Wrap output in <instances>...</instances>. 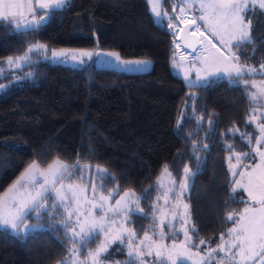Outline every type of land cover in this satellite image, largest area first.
<instances>
[{"label": "trees", "instance_id": "trees-1", "mask_svg": "<svg viewBox=\"0 0 264 264\" xmlns=\"http://www.w3.org/2000/svg\"><path fill=\"white\" fill-rule=\"evenodd\" d=\"M171 2L164 0L170 13ZM246 11L254 42L234 46V51L242 64L258 67L264 63V11L255 6ZM168 23L169 19L156 21L149 0H69L63 10L53 11L40 31L27 35L15 34L6 22L0 23V61L23 55L37 42L49 48L116 50L127 58L153 60L149 70L127 72L99 67L94 61L70 66L33 53L35 63L1 76L0 194L33 161L46 167L57 158L70 165L79 160L114 177L96 178L104 193L118 187L120 195L132 190L146 196L140 205L147 217L133 215L130 223L141 237L150 232L158 178L165 166L180 179L186 166L197 172L199 157L200 171L187 195L195 228L191 233L194 243L206 241L200 250L217 248L220 234L225 237L233 224L226 217L249 203L243 190L232 191L227 157L250 151L241 133L251 134L254 146L258 131L248 121L256 103L249 99V84L245 90L224 77L189 87L172 66L178 37ZM231 128L239 133L230 134ZM203 144L208 151L200 150ZM225 144L233 145V150ZM41 223L50 221L45 218ZM99 242L89 243L87 250H94ZM72 247L58 221L54 229L27 238H17L0 226V264H58L69 257L66 249ZM117 247L112 246L108 260L123 264L127 250L116 251ZM216 254L206 264H217Z\"/></svg>", "mask_w": 264, "mask_h": 264}, {"label": "snow or ice", "instance_id": "snow-or-ice-1", "mask_svg": "<svg viewBox=\"0 0 264 264\" xmlns=\"http://www.w3.org/2000/svg\"><path fill=\"white\" fill-rule=\"evenodd\" d=\"M68 2L69 0H0V23L6 22L15 34L27 35L29 31L35 33L47 24L53 11L63 10ZM185 4L186 6L189 4L198 5L199 15L192 20L169 17L168 27H175L173 24L175 19L178 23H184L194 28V31L189 33L190 35L194 36L196 32H200L201 36L204 35V32L209 33L220 46L217 48L216 44H211V47L217 48L219 56L211 60L208 57H204L202 60L199 57L194 58L200 63V67H197L196 63H190L188 66L183 63L177 64L173 58L172 66L183 69V78L189 87L200 83L206 84L211 78L223 76L231 84L239 85L246 90L248 85L244 81L245 74H253L258 70L242 65L240 55L233 52L232 48L234 46L241 48L254 42L250 36L251 20L246 21L245 19L246 10L250 5L258 4L259 9L264 11V0H185ZM37 11L41 13L39 19L36 17ZM152 11L157 18L161 17V13L155 8ZM180 13L185 14L184 7L180 8ZM197 21L201 23H197ZM201 28L204 29L203 32ZM179 31L183 32V29L181 28ZM175 46L180 48L181 45L176 43ZM196 51V48H192V52ZM225 52L227 55L223 54ZM33 53H38L44 59L53 62L79 64L86 62L85 57L91 61L95 56L96 62H100L99 57L108 56L110 62L119 65L123 71H142L150 63L145 60H123L119 53L88 51L74 53L73 50L61 49L51 50L49 55L47 46L37 43L29 46L23 55L15 59L9 57L6 62L0 63V74L3 73L5 63L7 67L14 66L17 69L22 68L24 64L35 63L32 59ZM201 56H203V52H201ZM184 59L185 57H181L182 61ZM193 71L195 72L194 80L190 79ZM260 71L264 72V63H261ZM201 72L204 73L203 76ZM28 75L31 76V73ZM3 87L0 85V88ZM252 87L257 91L248 93L250 101L264 99V82L259 85L253 82ZM248 122L252 123V120ZM208 124L211 127L212 121L209 120ZM179 127L178 122L177 128L179 129ZM256 127L259 130V136L256 138L254 146L251 134H240L241 139L250 146V151L234 152L233 155L227 157L231 175L239 176V179L233 181L234 185L245 189L250 198L248 206L242 212L235 216L230 213L226 217L227 220L233 221V226L227 229L229 239L225 240V234L221 233V243L217 248L209 250V255L217 251L223 253L228 264H254V262L255 264H264V147H262L264 145V124H257ZM229 133H239V129L231 128ZM233 147L231 144H225V148L229 151L233 150ZM193 149L196 150L195 145H193ZM200 150L208 151V145L203 144ZM257 156L259 157L258 163L243 164L244 159L255 160ZM196 159L197 172H192L188 167L184 168V181L179 185L181 189L187 188V180L194 179L199 173V157ZM233 159L236 161L235 164L232 163ZM237 168L240 169L239 172L236 171ZM77 172L80 173V179L86 177L90 180L95 178L114 179L110 173L99 168L92 169L87 165H82L79 160L70 165L57 158L49 163L46 169H41L39 164L33 161L14 184L5 193L0 194V226L10 229L17 238H27L28 235L37 231L46 228L54 229L58 221L65 239L73 245L72 248L66 250L74 259L75 264H107L113 245L118 246L116 251L127 250L128 259L123 264H146L142 258L145 252L148 256H154L158 264H176L175 257L185 256L190 247L198 248L199 245L206 243L204 240H199V244L193 242L190 228L191 231H195V228L189 225L186 215L178 217L180 225L175 231L172 221L177 219V216L174 215L172 219H169L166 232L164 217L155 215L157 210L155 205H153V215L150 217L153 222L148 227L149 231L157 237L159 243L147 233L142 239L137 240L136 233L126 228L125 225L132 223L131 216L133 215L147 217L140 207V201L146 196H137L134 191H125L123 195H120L118 187L114 191H109L105 196L100 190L103 189V184L98 188L95 183H92L91 198H89L85 194L86 189L73 184H65L66 180L76 177ZM163 174L171 175L167 166H165ZM170 184L175 187L174 181H170ZM236 187L232 191H235ZM168 191L171 189L165 192V196ZM147 192L146 189L145 193ZM176 195L179 196L180 193ZM29 218L35 219L37 223L35 225L28 224ZM45 218L50 221L49 225L41 223ZM180 235L183 236V240L178 243ZM166 239L171 243H164ZM97 240H101V242L97 244L95 251L87 250V245ZM134 243L135 247H133ZM81 249L85 250L87 256L85 260L79 259ZM165 252H167V256L164 255ZM257 257L260 258L259 261L256 260ZM113 264H120V262L113 261Z\"/></svg>", "mask_w": 264, "mask_h": 264}, {"label": "rangeland", "instance_id": "rangeland-1", "mask_svg": "<svg viewBox=\"0 0 264 264\" xmlns=\"http://www.w3.org/2000/svg\"><path fill=\"white\" fill-rule=\"evenodd\" d=\"M171 1L172 2L170 4V7H171L172 11L170 13L169 10L166 8V6L164 4V0H149L151 12H152L154 18L156 19V21H163L164 19H168L169 17H177V18H179V20H185V19L192 20V19H195L196 16L199 15L198 5L189 4V5L186 6L185 0H171ZM253 6L258 7V4L257 5H250L249 7H253ZM182 7L185 8V14L184 15H182L180 13V8H182ZM153 8H155L156 11H159L161 13V17L160 18H157L155 16L154 12L152 11ZM197 23H201V22L200 21H197ZM173 24L175 25V27H173L172 29L174 30L175 33H177V37H178L179 36V29H181V26L184 23H178L177 20L174 19L173 20ZM203 30L204 29L201 28V31H203ZM205 33H207V32H205ZM205 38H206L205 35L201 36L202 45L198 48V51H197L196 54H189V53L184 52L181 46H180V48H177V52L175 53V62L177 64L183 63L185 66H188L190 63H196V66L197 67H200L201 66L200 63L198 61H196L194 58L199 57L202 60L204 57H208L211 60L214 57H218L219 56V53L217 52V48H219L220 46L217 43V41L214 40L209 35V33H208L207 38L210 39V40H208L207 38L205 39ZM37 43L46 45V44H44L42 42H37ZM37 43H35V44H37ZM177 43H179V41ZM35 44H33V45H35ZM210 44H216L217 45V48H213V47L208 48V46H210ZM47 49H48V54L49 55H50L51 50H57L58 51V50H61V49L73 50L74 53H76L78 51L101 52V53H119L121 59H123V60H145V61H149L150 63H148L146 65L145 69L142 70V71L149 70L153 66V60L151 58H147V57L127 58V57L123 56L119 51H116V50H107V49H105V50H98V49H95V48H78V47H56V48H49L48 46H47ZM232 51L235 52L234 51V47L232 48ZM201 52H203V56H201ZM223 54L224 55H227L226 52L223 53ZM16 57H18V56H16ZM16 57H12V58L15 59ZM35 57H36V55L34 56V58ZM181 57H185V59L182 61L181 60ZM8 58H6L5 61L4 60H1L0 62L3 61L2 63H4V62L7 61ZM85 61L86 62H89V60H87L86 57H85ZM91 61H94L99 67L100 66H107V67H112V68L120 69L119 65L113 64V63L110 62V58L108 56H101V57H99V61L100 62H96L97 61V58L94 56L93 57V60H91ZM217 62H219V61H217ZM63 64L70 65V66H78V65H81V64L75 63V62H68V63H63ZM25 65L26 64H24L23 66H25ZM242 65H244V64H242ZM245 66H247V65H245ZM250 67H253V66H250ZM173 68H174L175 73L178 74L179 76H181L183 78V69L182 68H176V67H173ZM253 68H256L258 71L256 73H253V74H247V73L245 74V76H247L246 77V82L249 83L251 86H252V83L253 82H255L257 85H259L261 82H264V72L260 71V66L253 67ZM17 70L18 69L15 68L14 66L11 67V68L7 67L6 66V63H5L3 73L0 74V77L1 76H4L5 74H8V73H11L12 75L13 74H16L17 73ZM142 71H127V72H142ZM201 75L203 76L204 73L201 72ZM221 77H223V76H221ZM214 78H217V77H214ZM190 79H193V80L195 79V72L194 71L191 73ZM203 84L204 83L195 84V85H203ZM195 85H193V86H195ZM256 91H257V89L252 87L251 93L252 92H256ZM254 102L256 103V105L252 109V117H251V120H252V122L254 123V125L256 127L257 124H264V99H258V100L254 101ZM256 129L258 131V134L256 135V138H257L259 136V130H258L257 127H256ZM262 147H264V145H262ZM59 159L61 161L65 162V163L69 164V162H67L65 159H62V158H59ZM258 162H259V157L257 156L256 157V160L254 162H251V161L246 162V163L243 162V164L249 165V164L258 163ZM232 163L233 164L236 163L235 159L232 160ZM39 167L41 169H46L47 168V166L46 167L45 166L43 167L41 165H39ZM186 167H188L189 169H191L192 172H195L190 166H186ZM97 168H99V167H97ZM167 169H168V172L171 173V175L169 176L167 174H163L164 173V170L160 174V176L158 178V181H159V183H158L159 184V194H158V197L156 199V204H155V207L157 209L156 212H155V215L157 217H161V216L164 217V224H165V231L166 232L168 231V228L166 226L167 223H168V220L169 219H172V217L174 215L177 216V219H175V220L172 221L173 224L175 225V228L173 229L174 231H175L176 228H179L180 221H179V218L178 217L181 216V215H186V218L189 221V225H192L193 226V222H192V218H191V214H190V207H189V204H188V201H187V195L190 192L191 183H192V180L193 179L192 178H189L187 180L188 187L185 188V189H181L179 187V185L184 181V173H183V175H182V177L180 179H177L176 177H174V175L172 174L171 170L168 167H167ZM236 171L239 172L240 169L237 168ZM92 175H95V174L93 173ZM79 177H80V175H78V172H77L76 177H74L72 180H66L65 181V184H73L74 186H79L80 188L86 189L87 191H86L85 194L88 195L89 198H91L90 187H91V184L92 183H95L97 185L96 178L93 179V180H90L87 177L84 178V179H80ZM233 179L234 180L235 179H239V176L233 177ZM170 181H174L175 182V187H173V185L170 184ZM234 187H236V186L233 183V188ZM168 189H171V191H168L167 192V195L165 196V192ZM236 189L243 190L244 193H245V195H246L247 200L250 202V198L247 196V192H246L245 189L239 188V187H236ZM100 190H101V192H102L103 195H105V196L108 195L107 193H104L102 191V189H100ZM126 191H132V190H126ZM123 193L121 195H123ZM177 193H180V195L177 196L176 195ZM136 195L138 196L137 193H136ZM185 206H187V207L185 208ZM247 206H248V204H247ZM140 207H141V205H140ZM27 223L30 224V225H33L28 220H27ZM125 227L128 228L131 231H134L136 233V231H135V229H134V227L132 225L127 224V225H125ZM147 234L149 236H153V239L157 240V243H159V240L157 239L156 236L153 235V233L151 231L150 232H147ZM190 234L192 236L191 228H190ZM143 236L139 237L137 235V233H136L137 240L142 239ZM101 240H102V238H101ZM101 240H100V242H101ZM182 240H183V236L181 235V238L178 237V241L177 242L179 243ZM192 240H193V237H192ZM164 243L170 244L171 241L166 239L164 241ZM135 246L136 245L134 243L133 247H135ZM95 249L92 250V251H95ZM209 250H210L209 247L206 248V249L204 248V250H200L199 247L198 248L190 247L188 249V254L187 255L175 257L176 264H180V263L206 264L207 261H208V259H209V257H210ZM83 251L84 250L81 249V252H80V255H79V259L80 260L87 259V256H86V254L85 255L83 254ZM164 255L167 256V252H165ZM211 255L217 257L216 252L215 253H212ZM142 258L146 262V264H158V261L156 260V258L154 256H148L146 252L143 254V257ZM259 259H260L259 257L256 258L257 261H259ZM65 262H68V264H75L74 259L70 255H69V257H67L65 260H63L62 262H60L58 264H65ZM107 264H113V262L107 260ZM254 264H255V262H254Z\"/></svg>", "mask_w": 264, "mask_h": 264}, {"label": "water", "instance_id": "water-1", "mask_svg": "<svg viewBox=\"0 0 264 264\" xmlns=\"http://www.w3.org/2000/svg\"><path fill=\"white\" fill-rule=\"evenodd\" d=\"M36 17H37V19H39L38 16H36ZM48 22H49V20H48ZM181 28L183 29V32L179 31L178 41H179L183 51L186 53H189V54H196L197 51L192 52V48H196L198 50V48L202 45L200 34L198 32H196L194 36L190 35L189 33L191 31H194V28L189 27L186 24H182ZM29 32H31V31H29Z\"/></svg>", "mask_w": 264, "mask_h": 264}, {"label": "crops", "instance_id": "crops-1", "mask_svg": "<svg viewBox=\"0 0 264 264\" xmlns=\"http://www.w3.org/2000/svg\"><path fill=\"white\" fill-rule=\"evenodd\" d=\"M36 16H40V12L39 11H37V13H36ZM204 31V30H203ZM202 31V32H203ZM199 34H200V32H198ZM201 35V34H200ZM204 35L206 36V38H207V36H208V33H205L204 32ZM205 38V39H206ZM208 39V38H207ZM208 40H210V39H208ZM211 47V44H210V46H208V48H210ZM198 51V50H197ZM103 67H107V66H103ZM244 81H246V78H244ZM249 83H247V85H248ZM249 87H250V92L249 93H251V91H252V86L249 84ZM249 204V203H248ZM247 206V205H246ZM245 206V207H246ZM243 211V210H242ZM241 211V212H242ZM232 226H233V224H232ZM231 226V227H232ZM224 239L225 240H227V239H229V237H228V235H226L225 237H224ZM218 253H219V260H218V263L217 264H228V262H227V259L226 258H224V254L223 253H221V252H219L218 251Z\"/></svg>", "mask_w": 264, "mask_h": 264}]
</instances>
